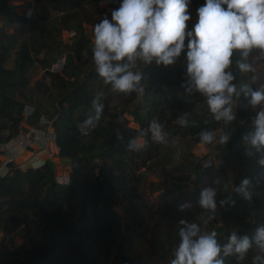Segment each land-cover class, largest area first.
<instances>
[{
  "label": "trees",
  "instance_id": "trees-1",
  "mask_svg": "<svg viewBox=\"0 0 264 264\" xmlns=\"http://www.w3.org/2000/svg\"><path fill=\"white\" fill-rule=\"evenodd\" d=\"M10 1H22L29 6L28 9H33L34 17L28 21L39 33L21 42L14 69L3 67L8 49L2 46L0 144L19 134L27 103L15 94H21L29 86L26 73L31 63L36 61L44 65V70L52 79L58 81L55 82L57 97L52 118H55L59 157L77 166L69 175L68 185L57 181V166L51 160L39 169L23 170L11 166L7 175H0V233L4 234L3 241H0V264H170L179 244V222L187 220L204 224L207 221L197 201L201 190L208 187L217 189L218 202L227 195L232 196L234 205L221 208L227 209L243 223L245 228L237 232L238 235L254 234L257 223L249 224L251 217L264 224V167L258 163L264 158V152L256 153L243 141V137L254 130L252 120L255 115V110L243 94L237 101L235 121L232 125H225L214 119L204 97L198 93L189 95L182 87L187 80L186 64L175 69L174 64L164 67L153 63L143 69L144 92L119 93L123 97L122 105L111 106L105 88L108 85L95 71L92 43L81 23L77 28L76 47L71 48L74 53L66 54L61 71L64 76L50 72L52 62L49 57L59 52L53 50L54 39L46 38L44 23L55 11L62 13L60 18L65 29L72 30L71 20H77L79 9L84 8L83 1L0 0V19L4 17L10 23L26 19L15 12ZM205 2L189 0L188 11L203 6ZM56 32L60 34L61 29H56ZM7 38L12 43L18 41L15 31ZM44 46L47 53L39 59ZM187 51L186 40L179 56L181 60L187 57ZM83 55L90 59L92 66L89 71H83L79 63L78 59ZM238 59L239 54H236L231 68L235 75L234 83L250 85L235 65ZM81 75L85 79L76 83ZM72 78L75 80L70 81ZM94 81L98 82L96 98H100L104 110L94 128L82 129L81 125L87 117L95 114L92 103L96 98L88 95L87 86ZM42 113L38 108L27 123L37 125ZM183 113H189L187 127H181L177 122ZM126 114L132 116L140 129L129 126ZM153 119L164 126L170 138L182 134L198 143H201L199 134L204 130L231 132L230 141L221 148L228 155L233 150L241 155L251 153L248 161L241 159L244 169L235 180L236 186L245 178L251 181V200L230 193L225 167H204L197 159L192 167L196 177L194 191L189 193L182 185L175 184L169 189V200L156 208L140 187L144 178L154 173L155 164L165 159L164 155L161 156L162 145L153 142L149 134L146 150L134 152L128 149L129 139L137 136L142 129L146 130ZM6 133H9L8 137H5ZM91 165L101 174H95ZM217 178L221 179L220 186L214 183ZM184 203L192 207L181 211L180 205ZM119 210L122 219H114L112 216ZM207 227L217 231V241L221 246L227 243L232 231H225L214 221H208ZM20 230H23L24 243L12 250L7 247L6 240L10 234ZM253 255L254 252H250L243 264H251ZM225 264H237L235 257L225 258Z\"/></svg>",
  "mask_w": 264,
  "mask_h": 264
},
{
  "label": "clouds",
  "instance_id": "clouds-1",
  "mask_svg": "<svg viewBox=\"0 0 264 264\" xmlns=\"http://www.w3.org/2000/svg\"><path fill=\"white\" fill-rule=\"evenodd\" d=\"M188 5L189 0H122L111 12V21L105 17L94 25L92 59L96 73L113 92L142 94L143 69L153 63L164 67L175 64L187 40V80L182 84L186 93L204 97L214 119L225 125L235 121L237 101L243 94L255 110L254 130L243 141L256 153L264 152V83L251 86L262 78L257 65L264 66V0H206L197 10L198 20L191 31L186 30L191 19ZM236 54L240 57L235 61L238 70L253 74L251 85L234 83L231 68ZM92 108L95 114L87 117L82 129L94 128L100 120L104 104L99 97L93 100ZM188 116L183 113L177 118L181 127L188 126ZM149 134L155 143H169L164 126L153 119L146 130L129 139V151L146 150ZM199 135L204 145L224 146L231 139V132L226 131L217 136L204 130ZM258 163L264 167V158ZM214 183L220 186L221 179ZM250 184L245 178L232 192L250 201ZM217 195L212 187L200 192L197 204L207 213L204 224L179 222V244L170 264H225L227 257L243 264L250 252H254L251 264H264V226L251 236L233 230L223 246L217 241V231L207 227V222L215 219L218 203L220 207L235 203L231 195L218 202ZM191 207L188 203L180 205L181 211Z\"/></svg>",
  "mask_w": 264,
  "mask_h": 264
},
{
  "label": "rangeland",
  "instance_id": "rangeland-1",
  "mask_svg": "<svg viewBox=\"0 0 264 264\" xmlns=\"http://www.w3.org/2000/svg\"><path fill=\"white\" fill-rule=\"evenodd\" d=\"M82 1L84 3V8L79 9L80 12L77 20H71L70 25L72 26V30L65 29L60 18L62 13L55 11L51 12V17L44 23L46 27V38L54 39L53 50H57L59 52V54L49 57V61L52 62L51 66H49L50 72L60 74V76H64L61 71L65 63L66 54L69 52L74 53L71 52V48L74 49L76 47L78 24L81 23L84 33L92 43L94 25L101 22V20L105 17L111 21V12L119 8L120 4L122 3V0H98L97 2H89V0ZM9 4L13 6L15 12L19 16L23 17L25 16V12L29 7L27 4H23L22 1H10ZM198 8L199 7H193L188 11L191 19L187 22V31L193 30V27L198 20ZM33 15L34 12H32V16ZM28 20L30 19L26 18L23 22L12 23L9 25L6 18L2 17L0 19V52H2L3 45L8 49L7 57L5 61H3L4 68L14 69L16 67V59L21 42L27 41L30 37L38 35L39 30H35L30 25ZM56 29H61V33H57ZM14 31L18 36L17 43H12L11 40L7 38V36L14 33ZM90 46L92 47V44H90ZM46 53V46H44V48H41L40 50V54L38 56L39 59L45 57ZM254 55L255 53H253V56ZM78 60L83 71L90 70L92 65L88 56L83 55ZM251 60L252 57H249V61ZM186 63L187 57L183 60L178 57L174 64L175 69ZM257 67L258 72L262 74V78L260 81H257L256 85H252L254 88L259 86L260 83H264V66L258 64ZM240 75H244L251 85V77L253 75L252 73H240ZM26 77L28 79L29 86L26 90L21 92L22 95L17 93L15 96L20 100L26 101L27 104H31L37 108H40L41 111L47 116L53 117L57 97L55 84L58 83V81L52 79L49 73L44 70V65H41L36 61L31 63V66L26 73ZM84 77L85 76L81 75L78 80L76 79V83L82 82L85 79ZM74 80L75 78H72L70 81ZM87 86L89 90L88 95L90 97L96 98L98 82L94 81L93 84L88 83ZM105 88L107 89V96L111 101V106H121L123 102V97L121 94L113 92L110 86H105ZM125 117L129 121L130 127L134 129H140V126L133 122L131 115L126 114ZM27 127H29V125L23 123L21 131L19 132L26 136L28 133ZM220 132L221 130L216 133L217 136H219ZM166 136L169 143L167 145H162L163 149L161 155H164L165 159L159 164H155L154 173L148 174L144 178L140 187L141 191L147 195L149 200L153 202L156 208L160 207L169 200V189L175 184L182 185L189 193L194 191L196 177L192 171V167L196 165L197 159L200 160L204 167L212 165L215 168L225 167L228 175V190L232 195L235 194V192H232L233 186H236L235 180L237 175H239V173H241V171L244 169L241 161H248L250 158L248 153L241 155L233 150L231 151L230 155H228L223 152L221 145L219 144L214 146H204V144L195 142L190 137L183 136L182 134L175 136V138H170L167 134ZM172 154H174V156L173 158H170ZM234 156H236L235 159ZM0 160L2 161V158H0ZM52 162L57 166V180L65 182V177H69L70 173L72 172L71 165H69L71 162L60 158L59 155L55 156ZM12 166H16V164ZM90 167L94 170L95 174H101L98 169H94V165H91ZM205 215L207 216L206 212ZM112 217L114 219L121 220V211L119 210ZM202 218L204 219V217ZM213 221L217 226L222 227L225 231L235 230L236 232H241L245 228L243 223L236 220L229 213V211H227V209H222L219 206ZM249 221V224L251 225L257 223V228L264 226V224L258 222L255 217H251ZM208 228L210 229V227ZM22 235L23 230L10 234L6 240L7 247L13 250L22 246L24 243ZM3 238L4 234L0 233V241H3Z\"/></svg>",
  "mask_w": 264,
  "mask_h": 264
},
{
  "label": "built area",
  "instance_id": "built-area-1",
  "mask_svg": "<svg viewBox=\"0 0 264 264\" xmlns=\"http://www.w3.org/2000/svg\"><path fill=\"white\" fill-rule=\"evenodd\" d=\"M33 9H28L25 12V17L30 19L32 17ZM38 108L31 104H26L23 112V123H27V119L31 118ZM55 118L49 117L46 114L42 113L39 122L35 126H29L27 135H22L20 132L17 136L6 140L4 143L0 144V158L1 167L0 175L5 176L9 173V169L12 165L17 163L16 158L25 150L34 151L29 158V166L24 165L18 166L23 170L39 169L45 166L48 160L53 161V158L59 155V148L56 143V135L54 129ZM21 123V127L23 126ZM9 133H6L5 137H8ZM25 136V137H24ZM54 145L57 150H54L51 145ZM46 153L49 155V158L42 159V154ZM66 160V159H64ZM69 161V160H68ZM71 162V161H70ZM72 171L76 168V163L71 162ZM17 166V164H16ZM58 181V180H57ZM60 184L68 185L70 183V178H65V182L58 181Z\"/></svg>",
  "mask_w": 264,
  "mask_h": 264
},
{
  "label": "crops",
  "instance_id": "crops-1",
  "mask_svg": "<svg viewBox=\"0 0 264 264\" xmlns=\"http://www.w3.org/2000/svg\"><path fill=\"white\" fill-rule=\"evenodd\" d=\"M23 17V16H22ZM7 23L9 24V25H11L12 23H10L9 21H8V19H7ZM14 23H19V22H14ZM63 68V67H62ZM29 125V124H28ZM30 126V125H29ZM35 126V125H34ZM35 151V150H34ZM34 151H30V150H25V151H23L17 158H16V160H17V166H21V165H24V166H26V167H28L30 164H29V158H30V156L33 154V152ZM25 153H28L29 155L27 156V159L26 160H20V158L21 157H24V155H25ZM49 158V155H47L46 153H43L42 154V159H48ZM27 161V162H26ZM27 163V164H26ZM26 164V165H25ZM66 178V177H65Z\"/></svg>",
  "mask_w": 264,
  "mask_h": 264
},
{
  "label": "bare ground",
  "instance_id": "bare-ground-1",
  "mask_svg": "<svg viewBox=\"0 0 264 264\" xmlns=\"http://www.w3.org/2000/svg\"><path fill=\"white\" fill-rule=\"evenodd\" d=\"M200 144H201V143H200ZM51 146L53 147L54 150H57V148H56L53 144H52ZM204 146H205V145H204ZM203 149H204V148H203ZM28 155H29L28 153H25L24 157H21L20 160H26ZM26 162H27V161H26ZM26 164H27V163H26ZM26 164H25V165H26Z\"/></svg>",
  "mask_w": 264,
  "mask_h": 264
}]
</instances>
